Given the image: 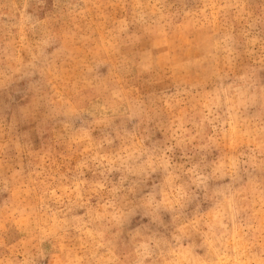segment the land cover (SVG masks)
I'll return each mask as SVG.
<instances>
[{"label": "rangeland", "instance_id": "rangeland-1", "mask_svg": "<svg viewBox=\"0 0 264 264\" xmlns=\"http://www.w3.org/2000/svg\"><path fill=\"white\" fill-rule=\"evenodd\" d=\"M0 264H264V0H0Z\"/></svg>", "mask_w": 264, "mask_h": 264}]
</instances>
